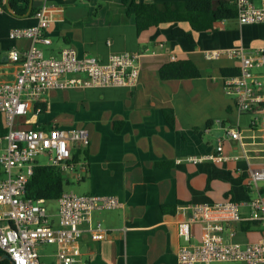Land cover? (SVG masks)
<instances>
[{"label": "crops", "instance_id": "0c3cea01", "mask_svg": "<svg viewBox=\"0 0 264 264\" xmlns=\"http://www.w3.org/2000/svg\"><path fill=\"white\" fill-rule=\"evenodd\" d=\"M135 1L161 6L186 0ZM44 5L57 10L48 33L51 45H37L45 57L58 56L68 47L79 58L89 55L103 63L112 54L143 53L135 89L51 90L39 105L40 115L31 113L18 120L23 128L35 130L86 129L90 145L75 148L73 156L88 164V172L80 181L67 176L69 186L78 195L116 197L123 205L93 214L91 227L100 224L109 236L96 242L85 232L78 241V264H178L181 241L175 213L179 205L234 200L247 211L243 205L257 195L246 183L249 169L264 167V106L240 112L224 88L226 78L241 72L240 60L227 56L207 60L205 53L241 49L261 63L253 74L263 83L264 93V25L220 22L212 32L193 33L190 43L173 34L175 28L190 31L187 24H163L139 33L123 0H29L23 14L7 9L0 13V87L14 83L20 71L10 52L17 50L23 57L31 45L27 39L12 40L10 31L35 26V12ZM25 7L19 4L21 10ZM177 61L192 62L196 73L177 77L162 73ZM165 111L172 112L173 126ZM229 129L240 131L246 157L224 164L186 162L189 157L214 154L221 139L225 154L242 156V148L225 139ZM5 148L2 141L0 154ZM177 160L184 162L178 165ZM259 187L264 196V185ZM57 212L58 206L50 211L55 224ZM192 232V244H197L202 227L195 225ZM39 254L43 263L56 264L55 246H42Z\"/></svg>", "mask_w": 264, "mask_h": 264}, {"label": "built area", "instance_id": "2783aa9c", "mask_svg": "<svg viewBox=\"0 0 264 264\" xmlns=\"http://www.w3.org/2000/svg\"><path fill=\"white\" fill-rule=\"evenodd\" d=\"M232 3L240 26L264 25V0H260L259 5L253 0H235ZM55 12L56 9L44 5L35 12V26L12 29L9 33L12 40L27 39L31 42L23 57L17 50L10 52V59L20 65V71L14 83L0 87V114L8 130L0 138V144L6 141V148L0 154V251L13 264H46L40 260L39 248L42 246L56 247V264H78L81 255L78 241L85 232H89L96 242L109 236V231L102 229L100 224L95 229L91 227L93 214L123 207L116 197L86 196L66 191L56 201L58 223L55 224L47 209V201L25 196L37 166L55 167L65 178L73 175L78 181L82 180L88 172V164L75 161L73 151L77 147H88L90 137L83 128L35 130L23 128L18 120L31 113L40 115L43 109L39 105L51 90L87 87L135 89L140 75L143 53L112 54L103 63L89 55L79 58L77 51L68 47L58 56L45 57L37 45H51L48 33L55 21ZM222 56L241 62L240 74L224 81L225 92L234 98L238 110L246 113L264 106L263 83L253 74V68L261 63L246 57L241 49L205 53L207 60H218ZM171 59L175 60V57ZM225 139L236 142L243 155L225 154L224 139H221L214 154L189 157L186 162L194 165L207 161L224 164L246 157V144L240 131L227 130ZM40 156L46 157L48 164L40 165L37 162ZM183 162L176 161L178 165ZM248 174L246 186L257 195L243 205L247 211H242V205L232 200L189 203L176 208L181 241L178 264H264V238L246 244L236 240L244 233L241 230L243 223H254L264 228V197L259 187L264 181V167L249 169ZM85 224L88 225L86 229ZM195 225L202 227V235L197 244H192V227Z\"/></svg>", "mask_w": 264, "mask_h": 264}, {"label": "trees", "instance_id": "16d2710c", "mask_svg": "<svg viewBox=\"0 0 264 264\" xmlns=\"http://www.w3.org/2000/svg\"><path fill=\"white\" fill-rule=\"evenodd\" d=\"M28 2L29 0H10V6L15 14H23L27 10ZM21 3L26 4L24 10L19 8ZM123 3L127 6L128 14L135 17L139 33L163 24H187L190 31L186 32L181 28H175L173 34L185 38L190 43L194 42L193 33L212 32L218 23L234 21L237 18L235 7L229 1H219L215 4L213 0H186L178 3L167 2L161 6L137 3L135 0H123ZM0 8L1 10L7 9L4 0H0ZM196 71L192 62L177 61L164 67L162 73H172L177 77L183 76V74L196 73ZM165 115L169 125L173 126L172 112L165 111ZM7 131L4 119L0 114V138H3ZM78 158V155L73 156L75 161ZM68 186L67 179L59 169L49 166H37L27 185L25 196L27 199L32 200L56 202L66 192ZM256 227L257 225L254 223L241 224V230L246 235L252 233ZM3 255L0 251V264H12L7 260H2Z\"/></svg>", "mask_w": 264, "mask_h": 264}, {"label": "rangeland", "instance_id": "374dc122", "mask_svg": "<svg viewBox=\"0 0 264 264\" xmlns=\"http://www.w3.org/2000/svg\"><path fill=\"white\" fill-rule=\"evenodd\" d=\"M37 162L41 165H46L48 164V159L44 156H40L38 159H37ZM264 183H260V186H263ZM66 190L70 191H74L76 192L77 194H80L79 192L76 191V189L73 187V186H69L66 188ZM264 197V196H263ZM47 206V209L50 211H56L57 210V203L55 201H51V202H48L46 204ZM260 238H264V228L263 227H256L254 228L253 232L250 233L249 235H247L246 237L243 236V235H238L237 237V241L242 243V244H246V243H253V242H256L257 240H259ZM46 249H53V248H46ZM213 264H238V263H229V262H215Z\"/></svg>", "mask_w": 264, "mask_h": 264}, {"label": "water", "instance_id": "95a60500", "mask_svg": "<svg viewBox=\"0 0 264 264\" xmlns=\"http://www.w3.org/2000/svg\"><path fill=\"white\" fill-rule=\"evenodd\" d=\"M4 5L6 6V8H7V10H8L9 12H11V13L14 14V10H13L12 7L10 6V0H4ZM30 7H32V5H30ZM30 12H31V8H30L29 13H30ZM1 259H2V260H7V261H9L10 263H12V262L10 261V258H9L7 255H3ZM12 264H13V263H12Z\"/></svg>", "mask_w": 264, "mask_h": 264}]
</instances>
